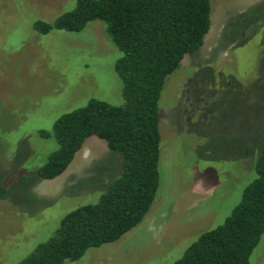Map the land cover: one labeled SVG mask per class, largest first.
Returning <instances> with one entry per match:
<instances>
[{
	"label": "rangeland",
	"instance_id": "rangeland-1",
	"mask_svg": "<svg viewBox=\"0 0 264 264\" xmlns=\"http://www.w3.org/2000/svg\"><path fill=\"white\" fill-rule=\"evenodd\" d=\"M76 1L0 0V264L24 258L121 171L120 153L93 135L61 174L37 172L56 148L40 130L90 98L124 103L121 53L102 20L75 32L33 29ZM158 104L159 185L148 212L61 264H171L231 213L264 146V0H210L203 44L166 77ZM249 264H264V233Z\"/></svg>",
	"mask_w": 264,
	"mask_h": 264
},
{
	"label": "trees",
	"instance_id": "trees-1",
	"mask_svg": "<svg viewBox=\"0 0 264 264\" xmlns=\"http://www.w3.org/2000/svg\"><path fill=\"white\" fill-rule=\"evenodd\" d=\"M100 19L119 49L114 68L122 81V105L90 98L62 113L51 131L56 148L37 169L44 179L61 174L86 138L97 136L121 156V171L95 202L67 212L53 235L14 264H61L87 249L119 239L148 212L159 185V99L165 79L186 54L196 51L210 27V0H77L52 21L33 29L75 32ZM255 176L225 220L203 231L171 264H249L264 233V146ZM6 188L0 184V197Z\"/></svg>",
	"mask_w": 264,
	"mask_h": 264
}]
</instances>
